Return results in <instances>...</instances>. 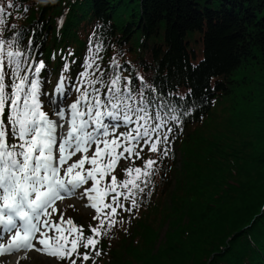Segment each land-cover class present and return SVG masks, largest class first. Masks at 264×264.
<instances>
[{
    "label": "trees",
    "instance_id": "1",
    "mask_svg": "<svg viewBox=\"0 0 264 264\" xmlns=\"http://www.w3.org/2000/svg\"><path fill=\"white\" fill-rule=\"evenodd\" d=\"M0 7L7 13L0 36L22 31L21 51L30 63L45 62L41 74L67 64L71 78L84 70L90 46L102 44L90 72L107 82L115 57L134 95L138 76L154 89L144 93L153 112L191 110L182 125L170 122L168 156L141 153L157 160L152 184L139 209H118L95 264H264V0H0ZM193 32L202 42L196 63ZM71 213L85 235L98 224L94 211Z\"/></svg>",
    "mask_w": 264,
    "mask_h": 264
},
{
    "label": "snow or ice",
    "instance_id": "2",
    "mask_svg": "<svg viewBox=\"0 0 264 264\" xmlns=\"http://www.w3.org/2000/svg\"><path fill=\"white\" fill-rule=\"evenodd\" d=\"M6 15L0 7V32ZM22 34L0 36V257L8 258L0 259V264H12L14 256L15 264H20L30 259L32 251L69 264L77 260L95 264L102 254L97 246L116 226L118 209L128 213L139 209L145 189L152 184L157 160H143L141 153L148 148L161 158L168 156L173 133L169 124L182 125L191 110L173 105L163 115L153 112L144 93L154 89L138 76L141 88L134 95L131 79L122 76L115 57L107 82L103 73L90 72L103 50L102 44H96L95 50L90 46L79 73L77 99L50 116L41 100L45 62H29L20 48ZM94 37L95 32L90 44ZM67 69L65 64L56 93L64 92ZM96 85L106 89L104 96ZM120 127L126 130L119 132ZM137 159L143 160V167L132 166ZM121 161L126 165L121 168L124 179L118 180L115 172ZM89 182L91 186L85 187ZM72 197L86 200L84 206L96 212L93 220L98 224L89 225V235L72 218L65 219L62 208L58 219H53L58 202Z\"/></svg>",
    "mask_w": 264,
    "mask_h": 264
},
{
    "label": "rangeland",
    "instance_id": "3",
    "mask_svg": "<svg viewBox=\"0 0 264 264\" xmlns=\"http://www.w3.org/2000/svg\"><path fill=\"white\" fill-rule=\"evenodd\" d=\"M197 35L198 34L196 32H193L190 36V38L192 40H191V44L189 47L195 49V52H196L195 55H190V60L192 63H196L202 57V50H201L202 49V42H201V40H199V41L196 40V38L198 37ZM65 76L67 77V74H65ZM48 78H49L50 82H48ZM42 79H43V91H42L41 96L43 97L44 101H47V97L49 95V92L52 89V87H54V85L55 86L57 85L58 79H56V74L53 77L52 73L49 74V76L46 75L45 77H42ZM44 89H46V91H44ZM70 98H71V93L67 94V96L64 98V101L67 102V100ZM75 100L76 99H73V101H75ZM71 103L72 102H70L69 104H71ZM125 130H126L125 128L122 130V127H120L118 129L119 132H123ZM73 159H75V157ZM124 165H125V162L121 161V163L118 167L124 166ZM89 166L90 165H87V164L85 165L86 168ZM90 186H91V182H89L88 185H85V187H90ZM86 203H87V201H83L82 199H80L78 197H72L70 199H66L63 201L62 204H60V202H58V212L56 214H54L53 219L54 220L58 219L60 208H62L64 210V215L67 218L68 217L71 218L70 214H72L71 213L72 211L76 212V210H79L80 212H86L88 210H94L92 208L85 207L84 205ZM69 205H73L74 207H69ZM50 234H52V233H50ZM28 255H29L30 259L22 260V261H20V264H65L64 262L56 261L55 258L48 257V256H46L42 253H38L36 251L30 252Z\"/></svg>",
    "mask_w": 264,
    "mask_h": 264
},
{
    "label": "bare ground",
    "instance_id": "4",
    "mask_svg": "<svg viewBox=\"0 0 264 264\" xmlns=\"http://www.w3.org/2000/svg\"><path fill=\"white\" fill-rule=\"evenodd\" d=\"M0 259H8V258L7 257H0ZM10 259L12 261V264H15V261H16L17 258L14 256V257H11Z\"/></svg>",
    "mask_w": 264,
    "mask_h": 264
}]
</instances>
